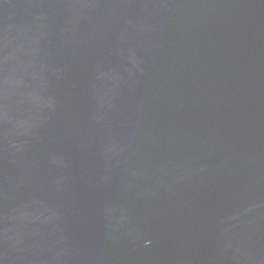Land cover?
Listing matches in <instances>:
<instances>
[{"label":"water","instance_id":"95a60500","mask_svg":"<svg viewBox=\"0 0 264 264\" xmlns=\"http://www.w3.org/2000/svg\"><path fill=\"white\" fill-rule=\"evenodd\" d=\"M0 264H264V0H0Z\"/></svg>","mask_w":264,"mask_h":264}]
</instances>
